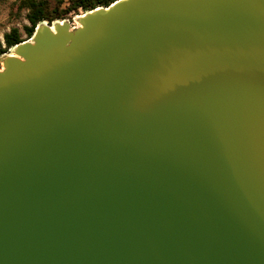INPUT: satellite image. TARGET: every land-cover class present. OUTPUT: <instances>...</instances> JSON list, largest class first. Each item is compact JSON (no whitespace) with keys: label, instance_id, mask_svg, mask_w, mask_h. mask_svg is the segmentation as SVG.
Listing matches in <instances>:
<instances>
[{"label":"water","instance_id":"obj_1","mask_svg":"<svg viewBox=\"0 0 264 264\" xmlns=\"http://www.w3.org/2000/svg\"><path fill=\"white\" fill-rule=\"evenodd\" d=\"M0 70V264H264V0H117Z\"/></svg>","mask_w":264,"mask_h":264},{"label":"trees","instance_id":"obj_2","mask_svg":"<svg viewBox=\"0 0 264 264\" xmlns=\"http://www.w3.org/2000/svg\"><path fill=\"white\" fill-rule=\"evenodd\" d=\"M67 8H62L54 0H20L18 10H26V19L29 25L24 26V34L27 39L32 38L36 28L42 22H52L56 20H65L71 13L76 15L80 12H89L98 7H108L117 0H68ZM25 41L23 34L18 28H13L9 33L4 35L5 47L0 43V56L19 43Z\"/></svg>","mask_w":264,"mask_h":264},{"label":"rangeland","instance_id":"obj_3","mask_svg":"<svg viewBox=\"0 0 264 264\" xmlns=\"http://www.w3.org/2000/svg\"><path fill=\"white\" fill-rule=\"evenodd\" d=\"M59 3L62 8H67L69 5L68 0H54ZM20 0H0V43L5 47L4 43V35L9 33L13 28H18L20 32L23 34V39L25 41L30 40L27 39V36L24 34V26L29 25L28 20L26 19L27 11L18 10V5ZM87 12L80 11L77 15L75 13H71L67 16L65 20H56L52 22L50 25L55 24L60 21H69L71 24V29L74 30L80 26L78 22V18ZM47 22V21H46ZM49 23V22H48ZM14 55V48L9 49L6 53L0 56V70H3V60L9 56Z\"/></svg>","mask_w":264,"mask_h":264},{"label":"bare ground","instance_id":"obj_4","mask_svg":"<svg viewBox=\"0 0 264 264\" xmlns=\"http://www.w3.org/2000/svg\"><path fill=\"white\" fill-rule=\"evenodd\" d=\"M12 56H14V55H12ZM12 56H10V57H12Z\"/></svg>","mask_w":264,"mask_h":264}]
</instances>
